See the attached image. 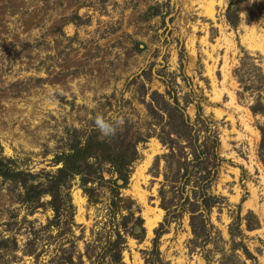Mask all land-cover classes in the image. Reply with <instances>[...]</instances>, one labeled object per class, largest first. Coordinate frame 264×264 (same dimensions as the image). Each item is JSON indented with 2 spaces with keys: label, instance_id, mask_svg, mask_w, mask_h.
Segmentation results:
<instances>
[{
  "label": "rangeland",
  "instance_id": "rangeland-1",
  "mask_svg": "<svg viewBox=\"0 0 264 264\" xmlns=\"http://www.w3.org/2000/svg\"><path fill=\"white\" fill-rule=\"evenodd\" d=\"M230 5L238 6L235 26L226 18ZM247 56L264 74V0H0V159L16 158L33 172L56 171L51 160L68 150L73 131L83 137L95 130L100 137L96 115L121 121L145 116L140 83L129 81L147 70L149 76L140 79L146 101L154 91L190 94L186 113L193 119L201 102L205 116L217 121L226 161L214 192L226 204L212 211L211 221L229 240L228 226L240 214L245 243L264 264V164L257 128L264 117L251 113L253 96L235 74ZM138 151L122 193L137 202L145 234L141 242L128 239L124 261L145 264L143 252L152 248L159 229L165 262L207 264L200 241L191 242L189 214L160 228L166 214L158 198L164 162L158 168L154 163L166 150L151 138ZM20 192L17 184L0 181V241L7 240L0 264H43L55 253L56 232L43 229L53 213L45 207L30 214L18 201ZM75 197L83 199L80 214ZM71 198L76 250L83 254L101 215L76 184ZM149 210L159 217L151 234L145 226ZM9 212L16 214L12 221ZM248 212L253 215L246 217ZM247 220L259 226L246 230ZM221 246L226 253L215 251L219 246L213 243L205 247L212 264L232 253L229 243Z\"/></svg>",
  "mask_w": 264,
  "mask_h": 264
},
{
  "label": "trees",
  "instance_id": "trees-1",
  "mask_svg": "<svg viewBox=\"0 0 264 264\" xmlns=\"http://www.w3.org/2000/svg\"><path fill=\"white\" fill-rule=\"evenodd\" d=\"M227 21L235 26L239 21L238 6L230 5L226 11ZM243 85V91L253 96L250 111L254 116L264 117V74L250 56L241 60L240 68L235 71ZM147 70L132 78L131 85L139 84L145 116L135 119L126 116L117 133L108 138H100L95 130L83 137L73 131L67 151L56 153L51 164L56 171L41 169L33 172L23 168L16 158L0 159V181L17 184L22 192L18 196L21 206L30 214L41 208L52 210L45 229L56 232L55 253L43 264H126L123 253L127 249L129 238L141 242L144 238V219L135 199L124 195L122 189L129 184L134 164L139 160L138 146L151 138H156L166 150L156 157L154 168L163 160L162 181L159 187V206L165 210L164 223L189 214L190 226L194 238L203 250L207 264H212L206 249L209 244L218 245L215 251L225 252L223 244L229 243L232 252L223 255L221 264H246L239 259L241 251L251 264H260L250 250L241 228L240 214L233 218L228 226L229 240H225L221 231L211 221L215 208L221 210L226 204L225 197L214 192L221 167L226 161L221 156L220 131L213 117L205 116L201 102L196 103V114L192 119L186 108L192 104L190 94L178 98L170 90L165 93L154 91L149 100H145L146 86L140 81L148 77ZM162 76V75H161ZM247 83V84H246ZM261 135L258 157L264 164V124H258ZM159 172H156V176ZM122 181V184H118ZM76 184L86 196L88 203L97 208L100 220L91 230L93 237L85 245L82 254L76 250L74 214L75 206L71 190ZM240 213V212H239ZM253 215L248 212L246 217ZM12 220L16 214L9 212ZM5 226L10 230V223ZM259 226L246 221L245 229L253 230ZM153 246L143 252L145 264H168L161 258L159 239L160 230L155 231ZM7 240L0 241V249Z\"/></svg>",
  "mask_w": 264,
  "mask_h": 264
},
{
  "label": "clouds",
  "instance_id": "clouds-1",
  "mask_svg": "<svg viewBox=\"0 0 264 264\" xmlns=\"http://www.w3.org/2000/svg\"><path fill=\"white\" fill-rule=\"evenodd\" d=\"M94 124L100 133V138H108L117 133L122 121L120 119L111 120L100 115H96L94 118Z\"/></svg>",
  "mask_w": 264,
  "mask_h": 264
},
{
  "label": "bare ground",
  "instance_id": "bare-ground-1",
  "mask_svg": "<svg viewBox=\"0 0 264 264\" xmlns=\"http://www.w3.org/2000/svg\"><path fill=\"white\" fill-rule=\"evenodd\" d=\"M149 158H151L150 156H149ZM148 157H147V160L149 159ZM147 161H144V163H143V166H146L147 165ZM142 166V167H143ZM142 167H139L138 169H137V173H135L134 174V176L137 174V175H139V173L141 172V170L143 169ZM136 175V176H137ZM134 188H135V186H134ZM76 198V197H75ZM76 202H77V205H78V208H79V214H80V212H81V210H82V202H83V199L82 198H80V197H77L76 198ZM149 213H154L152 210H149L147 213H145V216H146V223H145V226H146V228H147V231H148V234H151V232H152V230H153V228L155 227V225L157 224V222H158V220H159V217H155L154 216V214H153V216L151 217V216H148V214ZM78 214V219L80 220H82V218L80 217V215ZM151 215V214H150Z\"/></svg>",
  "mask_w": 264,
  "mask_h": 264
},
{
  "label": "water",
  "instance_id": "water-1",
  "mask_svg": "<svg viewBox=\"0 0 264 264\" xmlns=\"http://www.w3.org/2000/svg\"><path fill=\"white\" fill-rule=\"evenodd\" d=\"M118 184H122V181H118Z\"/></svg>",
  "mask_w": 264,
  "mask_h": 264
}]
</instances>
